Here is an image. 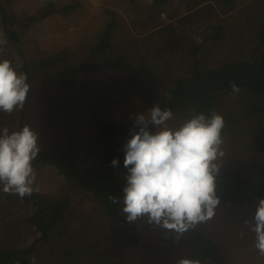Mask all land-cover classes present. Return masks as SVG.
Returning <instances> with one entry per match:
<instances>
[{"label":"rangeland","instance_id":"1","mask_svg":"<svg viewBox=\"0 0 264 264\" xmlns=\"http://www.w3.org/2000/svg\"><path fill=\"white\" fill-rule=\"evenodd\" d=\"M64 1L5 0V5L8 13L19 17L36 13L51 2L54 5L60 4L62 6L65 4ZM85 1L87 7L80 5L72 9L70 13H83L84 20L87 21L84 23L87 30L83 29V31L87 33L94 30L96 26H100L99 7H111L113 5L110 0ZM197 1L168 0L165 3V8L168 9H163L164 13L160 15V19L167 22L168 18L172 16L170 9L175 6L178 14L175 11L173 24H175L174 28L177 32L192 20L191 23L198 21V15H203L204 24L224 23V37L211 44L209 48L207 44L206 46L202 44L200 51L196 54L197 58L206 56V61L201 63L202 68L218 66L231 58H248L253 49V53L257 52L260 47L257 32L261 22L264 21V0H235L230 4H223L222 1L218 0H202V3L197 4ZM77 2L81 1L67 0L66 3L74 4ZM185 5L191 6L188 11H192L194 15L179 19L183 15L181 9L186 8ZM52 18H55V14L46 16L41 21L31 25V28L36 30L35 35L39 37H36V44H31L30 48L36 49V46L39 45L40 49H45L48 52L61 48L60 43L62 45V41L58 40L56 35L40 34L37 31L39 29L43 33L46 31L45 28L49 31L48 29L52 25L57 24V19ZM117 18L122 24L131 25L127 22L125 12L124 15ZM173 18L171 17L170 20ZM145 23L148 29L157 28L155 20L151 17ZM78 24L77 21L74 26ZM13 27L18 28L21 36L24 33H31L29 29L25 27L22 29L18 24H14ZM1 30L0 27V60L8 59L14 67L19 66L18 70L24 72L23 60L18 55V48L24 50L22 43L19 40L15 45L17 47L12 44L7 45ZM165 33V30L158 29L143 35V39L138 45L142 47L139 49L142 50L144 56L150 55L148 51L153 53L157 48L158 50L154 57L148 58L150 61L149 71L133 84L125 83L122 77L113 74L109 76L112 86H108L109 83L101 73L89 71L80 74L76 84L62 86L51 75L50 70H43L52 81H43L45 75L35 85V75L39 70L30 71L29 78L33 77L31 86L36 92V100L28 104L31 122V126H29L38 134V146L45 149L62 148L66 146V141L75 140L77 147L73 150V157L77 163L84 165V163L96 159L99 153L96 147V129H99L100 122L105 123L109 120L114 125L124 128L134 123L137 114H147L154 104L161 107L162 98L169 91L167 88L170 77L167 72L175 67L187 71L192 66V64L182 62L186 53L191 51L185 35L179 40L172 41L169 47L163 51L164 53L169 52L170 57L160 56L162 53L160 44ZM186 33L190 35L192 31L188 28ZM53 36H56V43L59 47L55 49L53 46L50 51L49 45L54 43ZM88 36L93 38H85L84 46H89L95 41L98 37V30L92 31ZM62 38L69 40L65 37ZM80 43H82L81 40ZM130 49L135 53L133 47ZM82 51L83 53L79 57L83 61L87 56V53H84L86 48L84 47ZM26 53L32 54L29 51ZM38 55L42 56L43 51L38 52ZM69 61L73 63L75 60L69 58ZM100 89L104 94L90 101V104L82 105L86 97L85 94L88 95L89 100L92 95H97L96 92ZM255 98H258L260 102L264 101L262 94L252 97L246 92L231 91L219 104L218 113L223 116L224 127L221 130L223 143L218 146V151H222L224 155L218 157L214 163L218 164L220 170H224L226 167L236 168L237 166H241L240 170H242L246 165L247 167L253 166L264 160V115H250L248 113L256 101ZM91 104L101 111L93 114V111L96 110L90 109ZM19 110L11 114L0 110V127L6 125L10 131L13 130L10 124L18 121ZM185 110L191 111V108L188 106L175 109L172 112V119L167 121V126L175 129L183 124L185 122L184 117L187 115L184 114ZM193 116L189 115V119ZM43 118H49V120H45L47 121L46 134L40 130L43 127L41 125L44 121ZM32 119L37 122H32ZM153 128L155 131L158 130L155 126ZM49 168L46 166L40 169L33 188L52 195H62V191L71 190L72 187L68 180L64 181L61 175L56 174L50 177ZM52 178H55V182ZM2 187L3 185L0 184V190ZM257 202L217 206L211 218L199 222L211 235L217 237L215 238L223 246L225 255L235 263L264 264V255L260 254L255 247L256 234L249 227V224H254L252 217ZM122 214L124 213L121 211V217ZM245 221L249 223H245ZM146 222L148 221L144 216L131 224L127 221L119 223L108 217L99 204L89 194L81 190L76 192L68 218L53 228L51 239L43 240L38 238L33 227L25 219V211L20 208L17 198L9 202L0 192V247L10 245L30 247L34 243L32 257H36L37 264H66V262L70 264H100L118 259L123 261V264H130L129 262L132 264H175L176 262L168 253V248L158 241L157 230L143 231L141 226ZM133 235L139 237L137 244L128 243ZM136 254L139 255V259L134 262Z\"/></svg>","mask_w":264,"mask_h":264},{"label":"trees","instance_id":"2","mask_svg":"<svg viewBox=\"0 0 264 264\" xmlns=\"http://www.w3.org/2000/svg\"><path fill=\"white\" fill-rule=\"evenodd\" d=\"M167 1L110 0L113 6H100L98 9L101 15L98 37L92 44L85 46L86 51L84 53H87V56L83 61L79 57L83 53L81 51L78 56L75 53L76 58H72L75 60L72 64L68 62L70 55L68 51L58 49L48 53L45 49H40L39 45L36 46V49L30 48L31 44H36V37H39L35 35L36 30L31 28V25L55 13L68 14L72 9L79 7L81 2L65 3L62 6L54 5L51 2L47 4V7L45 5L36 13L17 17V15L8 13L5 0H0L1 33L7 45L12 44L15 46L19 40L22 43L24 50L18 48V55L23 60L22 67L25 69L24 72L27 74V82L30 86L24 107L19 110L18 121L10 124L12 128L18 129L25 124L30 125V107L28 104L36 100V92L33 91L31 86L33 77L29 78L30 71L39 70L36 72L39 74L44 73L43 70H50L51 75L62 86L76 84L79 80L78 76L89 71L101 73L109 83L108 86H112L109 76L113 74L122 77L125 83L133 84L149 71L150 61L148 58L154 57L155 52L158 50L157 48L153 53L147 50L150 55L144 56L138 44L142 41V37L146 32L158 29L166 31L160 44L162 46L160 56L170 57L169 52L164 53L163 51L169 47L172 41L179 40L180 37L185 35L191 51L186 53L182 62L192 64L187 71L175 67L167 72L170 77L167 88L169 91L160 103L162 109L167 107L173 112L179 107L189 106L191 111H184V114H187L184 117L185 121L189 119V115H196L200 112L210 116L212 111L218 112L219 104L223 98L233 91L230 86L232 82H235L241 89L239 91L246 92L249 96L255 97L258 94L264 96V21L261 22L257 32L260 43L257 52L253 53V49L248 58H231L218 66L206 69V67H201V63L206 61V56L197 58L196 54L200 51L202 44L204 46L207 44L209 48L211 44L224 37V23L204 24L203 15H198V21L191 23L192 20L177 32L174 28L175 24H173L175 11L178 14L177 7L173 6L170 9L172 20H170L171 17L168 18L167 22L160 19ZM218 1H222L223 4L235 2V0ZM202 2V0H198L197 4ZM179 6H182V4H179ZM118 7L127 14V22L131 25L122 24L121 21H118L117 17L120 16V12L116 10ZM184 7L186 8L181 9L183 15L179 19L194 15L192 11H188L191 6L185 5ZM148 8L150 9L148 10ZM149 17L155 20L157 28L148 29L145 26V22ZM14 24H18L22 29L24 27L29 29L31 33H24L21 36L18 28L13 27ZM188 28L192 31L191 36L186 33ZM37 31L40 34H47L46 31L43 33L42 30L37 29ZM131 47H133L136 54L130 49ZM27 51L32 54L26 53ZM41 51H43V55L39 56L38 52ZM36 81L37 79H35ZM96 94L92 95L89 100L88 95L85 94L86 97L82 105L90 104V101L104 93L100 89ZM255 99L256 101L250 107L248 113L250 115H264V101L260 102L258 98ZM90 109L96 110L93 111V114L101 111V109L94 108L93 105ZM133 128L134 123L120 128L109 120L105 123L100 122L99 129H96V147L99 153L96 159L86 162L84 165L77 163L73 157V150L77 147L75 140L66 141V146L62 148L45 149L38 146L40 151L37 158L32 161L33 167L38 173L43 167L49 166L50 177L59 174L64 181L68 180L72 188L71 190L68 189L67 192L62 191V195L48 194L37 188H33L32 194L23 198L18 195L4 193L2 189L0 192L9 202L17 198L20 208L25 211V219L33 227L39 239H51L53 228L68 218L76 192L81 190L89 194L108 217L119 223H124L126 222L125 214H122V217L120 215L123 207V187L127 176V169L123 166L124 145L130 137L129 130ZM149 130L155 131L153 125H149ZM113 158L119 160L118 167L111 166L110 162ZM50 163L52 165H49ZM240 167H226L224 170L219 168L218 174H214L215 191L219 197L218 206L257 202L259 197H264V160L253 166L247 167L246 165L245 168H242L244 171L240 170ZM52 180L55 182V178H52ZM109 196L119 198L120 203H113ZM141 227L145 232L157 230L158 241L168 248V253L175 262L184 257L198 259L200 264H241L231 261L225 255L222 249L223 246L219 244L217 237L211 235L199 222L196 223L194 228L179 236L175 230L159 227L154 223L146 222ZM138 238L137 235H133L128 243L137 244ZM15 246L0 247V264H30L34 243L30 247ZM138 259L139 255L136 254L134 262ZM66 264L70 263L66 262ZM100 264H123V261L118 259L101 262Z\"/></svg>","mask_w":264,"mask_h":264},{"label":"clouds","instance_id":"3","mask_svg":"<svg viewBox=\"0 0 264 264\" xmlns=\"http://www.w3.org/2000/svg\"><path fill=\"white\" fill-rule=\"evenodd\" d=\"M18 68L8 59L0 60V110L8 114L23 109L30 89L27 74ZM230 86L239 92L235 82ZM172 116L170 108L162 109L158 104L147 114L135 116L124 145L127 176L122 212L129 224L146 216L149 223L175 230L179 236L211 218L219 204L214 183L219 166L214 161L224 155L218 151L223 143L224 119L215 111L210 116L200 112L171 129L167 121ZM150 124L158 130L150 131ZM37 140V132L27 124L11 131L6 125L0 127V184L4 193L21 198L32 194L37 177L32 161L40 151ZM110 163L119 166L117 158ZM109 199L120 203L115 196ZM252 219L254 224L249 227L256 234L255 247L264 255V197L258 198ZM30 264H37L35 256ZM176 264L200 261L181 257Z\"/></svg>","mask_w":264,"mask_h":264},{"label":"crops","instance_id":"4","mask_svg":"<svg viewBox=\"0 0 264 264\" xmlns=\"http://www.w3.org/2000/svg\"><path fill=\"white\" fill-rule=\"evenodd\" d=\"M62 1H64V0H62ZM80 1L82 2L81 5H83V6L85 5L84 7H87L85 0H80ZM66 2H67V0L64 1V3H66ZM58 6H60V4ZM116 10L118 12H120V16L124 15V12L120 8H116ZM52 19H57V24L52 25L51 28L48 29L49 31H47V28H45L46 33L47 34H54L57 36L58 40L62 41V45L60 43L61 48H59V49H62V51L70 52V55L68 57V62H70V63H71V61H69V58H76L75 53H77V56H78L81 53L82 49L85 47L84 46V43H85L84 39L85 38L86 39L93 38V37L89 38L88 35H90L92 33V31H94V30H95V32L97 30L99 32L98 26H96L94 28V30H91L87 33L83 31V29L87 30V27L84 24V23H87V21L84 20L83 13L82 14H79V12H72V13L69 12L68 14L67 13L66 14L55 13V18H52ZM77 21L79 22V24L77 26H74V23ZM53 31H54V33H53ZM84 33H86V35H84ZM80 35H82V36H80ZM56 36H53V39H52L54 43L49 45L50 51L52 50L53 46L55 49L59 47V45L56 43ZM62 37H65L66 39H69V40H63ZM80 40L82 43H80ZM48 53H51V52H48ZM45 75H46L45 73L36 74L35 79H37V81H39V80H41V77L42 76L44 77ZM47 80L52 81V79L48 75H46V77L44 78L43 81H47ZM37 81L35 82V85H36ZM47 119H49V118H43L42 120H44V121L41 123V125H43V127L40 130H42V132L44 134H46L45 129L47 128V124H46L47 121H45V120H47ZM32 122H37V121H34L32 119ZM30 126H31V124H30Z\"/></svg>","mask_w":264,"mask_h":264}]
</instances>
